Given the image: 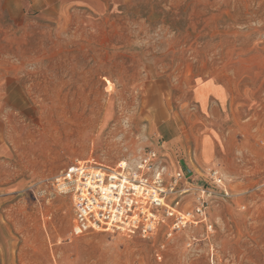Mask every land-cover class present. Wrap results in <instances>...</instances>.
Segmentation results:
<instances>
[{
  "label": "rangeland",
  "instance_id": "1",
  "mask_svg": "<svg viewBox=\"0 0 264 264\" xmlns=\"http://www.w3.org/2000/svg\"><path fill=\"white\" fill-rule=\"evenodd\" d=\"M100 1L0 0V264H264V0ZM161 101L172 141L151 120ZM150 150L194 185L222 174L212 230L175 234L161 260L164 228L71 236L54 179Z\"/></svg>",
  "mask_w": 264,
  "mask_h": 264
},
{
  "label": "built area",
  "instance_id": "2",
  "mask_svg": "<svg viewBox=\"0 0 264 264\" xmlns=\"http://www.w3.org/2000/svg\"><path fill=\"white\" fill-rule=\"evenodd\" d=\"M208 178L211 186L194 185L182 169H168L158 153L150 150L111 167L79 161L55 178L52 186L70 197L71 236L105 230L153 240L164 228V240L154 250L155 258L161 260L175 234L191 225L212 230L208 209L216 195L213 190H219L222 197H229V193L217 169H209ZM186 197L189 201L182 208ZM169 199L172 200L168 202ZM194 240L189 237L186 246L190 247Z\"/></svg>",
  "mask_w": 264,
  "mask_h": 264
},
{
  "label": "crops",
  "instance_id": "3",
  "mask_svg": "<svg viewBox=\"0 0 264 264\" xmlns=\"http://www.w3.org/2000/svg\"><path fill=\"white\" fill-rule=\"evenodd\" d=\"M31 4L33 6H40L42 8H51L61 11L64 8H76V7H86L93 6L94 4L103 5L100 0H32ZM40 8V9H42ZM157 98L158 95H156ZM156 102V101H155ZM154 114L151 116L153 125L156 127L158 134L163 135L168 141L176 139L179 135L180 127L178 125L177 119L171 116L165 105L162 103H156L153 106ZM158 111V112H157Z\"/></svg>",
  "mask_w": 264,
  "mask_h": 264
},
{
  "label": "bare ground",
  "instance_id": "4",
  "mask_svg": "<svg viewBox=\"0 0 264 264\" xmlns=\"http://www.w3.org/2000/svg\"><path fill=\"white\" fill-rule=\"evenodd\" d=\"M101 231H105V230H101Z\"/></svg>",
  "mask_w": 264,
  "mask_h": 264
},
{
  "label": "trees",
  "instance_id": "5",
  "mask_svg": "<svg viewBox=\"0 0 264 264\" xmlns=\"http://www.w3.org/2000/svg\"><path fill=\"white\" fill-rule=\"evenodd\" d=\"M192 180V179H191ZM193 181V180H192ZM194 182V181H193Z\"/></svg>",
  "mask_w": 264,
  "mask_h": 264
}]
</instances>
